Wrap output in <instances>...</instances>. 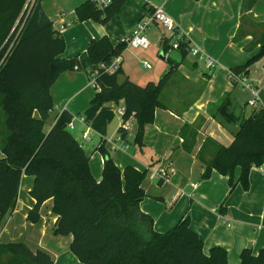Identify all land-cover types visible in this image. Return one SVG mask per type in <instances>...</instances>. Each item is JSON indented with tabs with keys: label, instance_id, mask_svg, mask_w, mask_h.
I'll list each match as a JSON object with an SVG mask.
<instances>
[{
	"label": "trees",
	"instance_id": "16d2710c",
	"mask_svg": "<svg viewBox=\"0 0 264 264\" xmlns=\"http://www.w3.org/2000/svg\"><path fill=\"white\" fill-rule=\"evenodd\" d=\"M256 1L243 0L242 20ZM29 2L0 0V111L6 114L7 129L0 140V221L14 210L22 177L28 175L34 177L29 192L35 202L27 220L37 223L42 204L52 199L57 216L53 234L70 235V251L83 264H228L227 250L222 247L204 253L202 240L191 229L187 216L164 233L154 231V221L140 210L139 204L146 196L142 184L148 170L132 166L119 169L100 147L104 165L102 179L97 182L91 174L90 158L69 130L72 113L64 111L49 130L44 127L53 108L50 89L61 74L73 70L79 61L76 57L60 58L66 49L61 33L44 13L41 0ZM124 2L114 0L101 11L87 0L75 9L77 21L92 20L105 25ZM257 26L263 32L246 48L248 52L257 48V52L244 65L231 68V74L247 77L252 65L264 59V24ZM246 34L241 25L232 40L243 41ZM170 41L166 36L161 39L164 53L169 51ZM88 45V58L96 73L92 105L101 107L123 101L119 133L125 138L129 131L124 123L134 119V140L142 146L145 127L152 124L156 110L163 108L160 96L180 64L169 59V70L158 82L150 81L144 86L128 78L120 82V68L109 75L100 66L120 57L127 44L122 39L102 36ZM187 46L181 43L178 50L182 58L187 55ZM231 81L233 86L238 84ZM215 105L213 117L219 115L223 123L236 124L239 130L233 132L230 146H216L209 161L202 160L210 140L205 141L198 153L205 169L203 177L217 172L227 177L231 189L238 183L248 190L252 167L264 165V111L252 112L247 118L237 116L231 110L230 93ZM195 136L196 133L191 138ZM224 209L222 205L220 211ZM0 264H53V260L46 252L11 242L0 243ZM240 264H264V246L258 254L244 249Z\"/></svg>",
	"mask_w": 264,
	"mask_h": 264
},
{
	"label": "crops",
	"instance_id": "0c3cea01",
	"mask_svg": "<svg viewBox=\"0 0 264 264\" xmlns=\"http://www.w3.org/2000/svg\"><path fill=\"white\" fill-rule=\"evenodd\" d=\"M86 1L40 2L54 29L65 41L66 49L60 58L69 60L76 57L79 61L77 69L61 74L50 89L53 99L50 114L56 112V115L49 127L64 111L72 113L75 127L69 130L77 132L78 140L83 142L82 133L88 132L89 139L85 143L89 150L83 149L90 158L91 174L97 182L102 179L104 165V158L98 151L100 147L107 151L119 169L132 166L137 170H148L142 184L146 196L139 204L140 210L154 221L155 232L164 233L187 216L191 229L202 240L204 253L209 254L212 248L222 247L227 250L228 264H240V254L244 249L258 254L264 246V165L252 167L248 190L238 183L231 189L227 177L217 172L208 178L203 177L205 169L198 153L205 141L210 140L202 155V160L209 161L215 155L217 145L228 147L233 142L237 125L223 123L219 115L213 117L217 109L215 104L230 91V69L244 65L257 52V48L251 52L246 48L263 32L257 26L264 24L262 0H257L254 8L244 14L245 20H242L243 0H166L163 3V9L183 31L185 41L216 59L219 66L212 72L208 71L200 65V60L190 55L185 56L189 62H185V58L172 60L180 65L160 96L163 108L156 110L152 124L145 127L142 146L134 140L137 128L134 119L127 121L129 134L125 138L119 133L123 101L106 103L101 107L92 105L96 94L94 87L92 90L95 67L89 61L87 49L91 40L102 36L117 40L131 35L136 24L147 14L144 1L138 0V4L134 0L127 3L124 0V5L109 25L92 20L77 21L75 9ZM241 25L247 34L243 41L235 43L232 39ZM160 27L154 25L152 28ZM165 36H158L156 42L159 46ZM145 50L148 49L128 47L116 59L121 70L118 75L120 82L128 78L144 86L150 81L158 82L166 75L169 65L157 71L153 69L155 66L139 71L138 64L145 67L148 62L144 59ZM167 53L163 52L164 58ZM257 68L263 71L264 59L253 64L250 73ZM35 116L38 117L37 113ZM185 125L190 127L185 128ZM158 168L175 173L168 181L152 179L151 170ZM33 183V176L23 175L14 210L0 221V243H24L32 251L48 253L53 264H83L70 251L72 237L53 234L57 216L53 212L52 199L42 204L37 223L27 220L35 202L29 192ZM222 205L225 209L220 211Z\"/></svg>",
	"mask_w": 264,
	"mask_h": 264
},
{
	"label": "built area",
	"instance_id": "2783aa9c",
	"mask_svg": "<svg viewBox=\"0 0 264 264\" xmlns=\"http://www.w3.org/2000/svg\"><path fill=\"white\" fill-rule=\"evenodd\" d=\"M94 7L98 10L104 11L109 8L114 0H91ZM145 5L146 15L136 24L134 30L132 31L131 35L127 38L122 39L128 47L131 48H141V49H149L151 43L147 38V32L150 28L154 25H159L171 32V38L173 39L171 48L173 50H179L181 43H187L185 41V35L183 31L178 29L175 22L172 18L167 14L166 10L163 9V3L166 0H143ZM188 44V43H187ZM187 54L191 55L192 57L197 58L201 62H203L205 68L208 71H214L218 66L219 63L216 59H213L211 56H208L205 52H203L198 47H192L188 44ZM145 68L150 69L151 65L148 63L144 64ZM75 69L77 67L75 66ZM100 69L103 73L112 75L118 69L117 60H114L112 63L109 64H101ZM264 71V69H263ZM96 75V73H95ZM230 80H233L237 83L244 82L243 78H246L243 74L233 75L229 74ZM95 86V80L93 81V87ZM248 89L250 92V98L248 99L247 106H250L253 109V112L257 111H264V81L261 85H254L253 83L247 84L243 86ZM124 112V108L120 110V113ZM70 129L74 128L72 121L68 125ZM124 128L129 130V125L127 122L124 123ZM83 140L85 142L88 141V132H83ZM264 174V169H263ZM175 172L170 170L168 171L165 168H158L151 170V177L152 179H158L162 181L170 180V177Z\"/></svg>",
	"mask_w": 264,
	"mask_h": 264
},
{
	"label": "rangeland",
	"instance_id": "374dc122",
	"mask_svg": "<svg viewBox=\"0 0 264 264\" xmlns=\"http://www.w3.org/2000/svg\"><path fill=\"white\" fill-rule=\"evenodd\" d=\"M134 1L138 4H140V2L138 0H134ZM32 2H34V0H30V3H32ZM127 2H129V1L127 0L126 3ZM154 2H157V1L154 0ZM110 23H111V20L105 25H109ZM150 29L148 30L149 32H147V38L150 41L151 45H150L148 50H145L143 52L146 55V57L144 59H146V61H148L147 63L151 66H155L153 68L154 71H157L161 68L168 67V60L169 59H171V60L180 59V61L184 60V59H182L180 53L176 50H173V49H170L169 52L166 54V57L164 58L163 49L161 46H159V44H157L156 41H157L158 36H160L161 34H163L164 36L166 35L167 37L171 38V32L169 30L163 29L162 27H160L159 29H157V28H152L151 30ZM110 39H115V38H110ZM172 41H173V39L171 38L170 42H172ZM138 52H140V50H138ZM161 55L163 56V58H161ZM187 55H189V54H187ZM184 58L186 59L185 62H189L188 57H184ZM190 58L192 59V57H190ZM200 65L204 66L203 62H200ZM138 69H139V71H143V72L145 71V67H143L142 64H138ZM200 70H202V69H199V71ZM253 70L254 69L251 70V73L246 78H243L244 82H239L236 86L231 85L229 87L230 88V91H229L230 99H231V104H232L231 110L237 116H243V117L247 118L252 112V108L250 106H247V103H246L248 101V99L250 98V92L248 91V89L246 90V88L243 86L250 84V83H254L256 85H261L264 81L263 71H261L259 68H257L254 71ZM141 86H143V85L141 84ZM92 90H93V86H92ZM55 115H56V112L53 114H50V119L46 121L44 127H46L47 130L50 128L49 126L52 124ZM5 124H6V115H5V113H3L1 111L0 112V134H1L0 137H2V135L4 133H6V131H7V129L5 128ZM70 132L78 140L77 132H74L71 130H70ZM78 141L82 144L84 149L88 152V150H89V147H87L88 144L83 142V141H80V140H78Z\"/></svg>",
	"mask_w": 264,
	"mask_h": 264
},
{
	"label": "water",
	"instance_id": "95a60500",
	"mask_svg": "<svg viewBox=\"0 0 264 264\" xmlns=\"http://www.w3.org/2000/svg\"><path fill=\"white\" fill-rule=\"evenodd\" d=\"M35 1V0H34ZM30 3V2H29ZM161 58H163V56L161 55ZM237 130H239V128H237Z\"/></svg>",
	"mask_w": 264,
	"mask_h": 264
}]
</instances>
